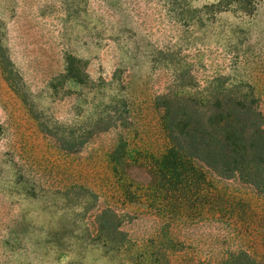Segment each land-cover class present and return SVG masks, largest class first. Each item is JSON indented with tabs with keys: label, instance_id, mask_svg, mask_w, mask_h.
Masks as SVG:
<instances>
[{
	"label": "rangeland",
	"instance_id": "1",
	"mask_svg": "<svg viewBox=\"0 0 264 264\" xmlns=\"http://www.w3.org/2000/svg\"><path fill=\"white\" fill-rule=\"evenodd\" d=\"M1 53L0 264H264V195L156 172L161 97L231 90L264 113V0H0Z\"/></svg>",
	"mask_w": 264,
	"mask_h": 264
},
{
	"label": "trees",
	"instance_id": "2",
	"mask_svg": "<svg viewBox=\"0 0 264 264\" xmlns=\"http://www.w3.org/2000/svg\"><path fill=\"white\" fill-rule=\"evenodd\" d=\"M0 61L10 84L16 80L3 53ZM158 109L169 140L157 164V177L174 179L180 190L199 184L200 170L221 179H237L264 195V113L252 94L227 90L221 97L163 96ZM123 164V163H122ZM97 231L110 243L123 242L116 214L97 216ZM193 264H262L247 252L220 261Z\"/></svg>",
	"mask_w": 264,
	"mask_h": 264
}]
</instances>
